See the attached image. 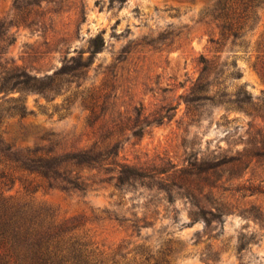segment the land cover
Returning <instances> with one entry per match:
<instances>
[{"label":"rangeland","instance_id":"1","mask_svg":"<svg viewBox=\"0 0 264 264\" xmlns=\"http://www.w3.org/2000/svg\"><path fill=\"white\" fill-rule=\"evenodd\" d=\"M218 1L0 0V171L61 163L1 191L93 264H264V0L235 36Z\"/></svg>","mask_w":264,"mask_h":264},{"label":"trees","instance_id":"2","mask_svg":"<svg viewBox=\"0 0 264 264\" xmlns=\"http://www.w3.org/2000/svg\"><path fill=\"white\" fill-rule=\"evenodd\" d=\"M258 3L259 0H219L216 3V11L229 13L234 15L233 17L237 15L235 19L226 15L218 17L223 20L222 29L234 32L235 36V32L248 22V16L252 15ZM18 84L27 86L23 82ZM24 114V111L12 109L8 117L17 115L21 118ZM6 150L10 151V148ZM3 152L5 149L0 150V157L4 156ZM88 153L90 152L81 151L71 156L70 160L79 164L87 162L91 160L87 156ZM14 163L20 165L14 169L4 166L0 171V185L5 186L3 182L10 179L13 183V172H22L26 177L32 176L30 183L36 180L49 183L59 177L61 163L55 160L53 162L49 151H25ZM27 188L23 187V190L28 191ZM91 254L93 253L88 250V245L76 238L66 225H55L42 210L4 196L0 188V264H93Z\"/></svg>","mask_w":264,"mask_h":264}]
</instances>
